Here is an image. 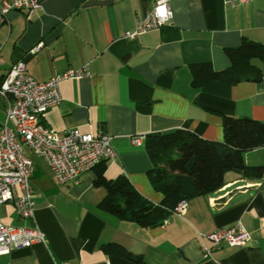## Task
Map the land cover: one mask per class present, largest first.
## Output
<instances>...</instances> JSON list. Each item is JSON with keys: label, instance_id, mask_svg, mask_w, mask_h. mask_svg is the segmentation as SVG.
Masks as SVG:
<instances>
[{"label": "crops", "instance_id": "1", "mask_svg": "<svg viewBox=\"0 0 264 264\" xmlns=\"http://www.w3.org/2000/svg\"><path fill=\"white\" fill-rule=\"evenodd\" d=\"M4 0H0L1 2ZM157 0H41L26 19L7 13L0 28V79L26 58V72L46 81L67 69L86 67L88 75L59 84L61 102L45 115L58 133L78 130L106 135L114 157L104 163L108 180L124 175L146 200L162 194L149 182L153 166L145 139L182 129L202 139L222 142V116L264 123V60L259 82L191 86L190 64L210 62L216 71L229 66L225 48L243 38L264 45V0L230 6L228 0H170V24L124 38ZM5 118L0 98V126ZM143 137L144 144L132 139ZM249 167H264V149L243 155ZM34 223L44 244L0 256V264H135L101 245L114 243L146 264H264V175L247 178L227 171L218 190L187 201L181 215L143 228L98 209L106 191L94 184L96 170L59 184L47 164L32 157ZM2 221L27 227L10 204L0 207ZM240 223L250 240L221 246L211 257L201 251L202 237Z\"/></svg>", "mask_w": 264, "mask_h": 264}, {"label": "built area", "instance_id": "2", "mask_svg": "<svg viewBox=\"0 0 264 264\" xmlns=\"http://www.w3.org/2000/svg\"><path fill=\"white\" fill-rule=\"evenodd\" d=\"M250 0H228L230 6ZM170 0H157L152 9L126 31L124 38L134 39L152 29L170 24ZM42 7L41 0H4L0 4V28L8 12L23 11L26 19ZM86 67L67 69L46 81H37L25 69L23 60L15 61L0 79V98L5 118L0 126V207L10 204L19 220L27 227L6 225L0 216V256L14 250L44 244V234L34 223L35 193L31 184L32 157L44 161L59 184L76 181L102 162L111 160L114 151L106 135L83 134L78 130L58 133L45 125L47 111L60 104L59 84L64 80H78L87 76ZM132 143L144 144L143 137ZM187 201L177 204L172 214L181 215ZM250 240L240 223L217 229L202 237L201 251L205 257L221 246H242ZM67 264V263H65Z\"/></svg>", "mask_w": 264, "mask_h": 264}, {"label": "trees", "instance_id": "3", "mask_svg": "<svg viewBox=\"0 0 264 264\" xmlns=\"http://www.w3.org/2000/svg\"><path fill=\"white\" fill-rule=\"evenodd\" d=\"M229 66L216 71L210 62L192 63L191 86L200 88L211 82L229 85L241 82L257 83L262 78L254 60H264V45L245 38L238 46L225 48ZM223 141L200 138L186 130L166 135H153L145 139V147L153 166L147 171L152 187L162 194V200L151 203L143 198L124 175L108 180L104 176V163L96 170L94 184L106 191L98 209L119 219L151 228L161 224L181 201L210 194L223 186L224 174L233 169L247 178L259 179L264 167H249L243 155L264 149V123L250 118L222 116ZM105 254H116L135 264H146L140 256L114 243L101 245Z\"/></svg>", "mask_w": 264, "mask_h": 264}, {"label": "water", "instance_id": "4", "mask_svg": "<svg viewBox=\"0 0 264 264\" xmlns=\"http://www.w3.org/2000/svg\"><path fill=\"white\" fill-rule=\"evenodd\" d=\"M23 61H24V62H26V58H25V59H23Z\"/></svg>", "mask_w": 264, "mask_h": 264}]
</instances>
